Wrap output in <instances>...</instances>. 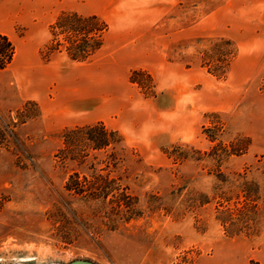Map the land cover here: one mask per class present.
<instances>
[{
	"label": "rangeland",
	"instance_id": "obj_1",
	"mask_svg": "<svg viewBox=\"0 0 264 264\" xmlns=\"http://www.w3.org/2000/svg\"><path fill=\"white\" fill-rule=\"evenodd\" d=\"M1 33L0 263L264 264V0H0Z\"/></svg>",
	"mask_w": 264,
	"mask_h": 264
},
{
	"label": "trees",
	"instance_id": "obj_2",
	"mask_svg": "<svg viewBox=\"0 0 264 264\" xmlns=\"http://www.w3.org/2000/svg\"><path fill=\"white\" fill-rule=\"evenodd\" d=\"M14 51L15 47L13 43L8 39L5 34H0V70L4 69L5 66L12 60ZM104 133L106 139H104L103 143L101 144L102 146L108 144L107 131L104 130ZM92 138H90V141H92Z\"/></svg>",
	"mask_w": 264,
	"mask_h": 264
},
{
	"label": "water",
	"instance_id": "obj_3",
	"mask_svg": "<svg viewBox=\"0 0 264 264\" xmlns=\"http://www.w3.org/2000/svg\"><path fill=\"white\" fill-rule=\"evenodd\" d=\"M0 264H20V263H0ZM65 264H98V263L90 259L78 258L71 260Z\"/></svg>",
	"mask_w": 264,
	"mask_h": 264
},
{
	"label": "crops",
	"instance_id": "obj_4",
	"mask_svg": "<svg viewBox=\"0 0 264 264\" xmlns=\"http://www.w3.org/2000/svg\"><path fill=\"white\" fill-rule=\"evenodd\" d=\"M2 34V33H1ZM74 106V109H72V111H76L77 112V104H72ZM43 109V108H42ZM89 109L87 108H81L80 111H78L79 113H85L87 115H89V112H88Z\"/></svg>",
	"mask_w": 264,
	"mask_h": 264
}]
</instances>
